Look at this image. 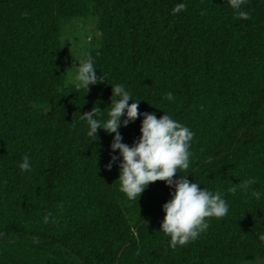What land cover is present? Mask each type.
Listing matches in <instances>:
<instances>
[{"label":"trees","instance_id":"trees-1","mask_svg":"<svg viewBox=\"0 0 264 264\" xmlns=\"http://www.w3.org/2000/svg\"><path fill=\"white\" fill-rule=\"evenodd\" d=\"M180 2L187 9L173 15ZM242 10L248 19L228 0H0V264L264 260V196L251 195L264 193V0ZM90 16L101 34L90 53L105 81L85 94L68 83L62 30ZM116 83L140 112L190 127V167L176 175L229 205L185 246L172 249L160 231L174 189L156 181L129 200L119 160L106 167L114 134L86 135L80 114L97 103L107 113ZM141 120L119 129L124 143L138 139ZM25 154L32 170L21 173ZM48 212L55 223H43Z\"/></svg>","mask_w":264,"mask_h":264},{"label":"clouds","instance_id":"clouds-1","mask_svg":"<svg viewBox=\"0 0 264 264\" xmlns=\"http://www.w3.org/2000/svg\"><path fill=\"white\" fill-rule=\"evenodd\" d=\"M228 2L238 18H249L250 14L242 10L245 0ZM186 9V3H177L172 9V14L178 15ZM77 61L79 63L74 75V87L77 90H84L86 94L91 85L105 81L102 74L97 75L91 53ZM111 86V102L107 113H104L105 108L101 110L97 103L91 111L80 114L81 120L86 122V135L91 141H96L98 130L114 134L110 144L113 155L106 167L110 170L119 160L120 190L129 200L137 201L147 186L156 181H163L170 189H174L170 192L171 198L162 206L165 215L160 231L170 237L172 249L185 246L207 232L211 218L226 216L229 205L220 192L201 188L199 183L189 181L186 176L176 175L181 169L190 167V148L195 135L190 127L166 112L159 118L153 112H140V100H134L125 85L116 83ZM165 98L168 101L175 99L172 92L166 93ZM129 101L132 103L129 104ZM138 117H142L140 136L130 146L123 142L119 129L135 122ZM117 151L118 155L115 154ZM18 168L21 173L31 172L32 161L28 154L22 157ZM255 182L253 178H249L244 180L240 187L247 191ZM251 195L260 199L264 193L254 190ZM43 223H55L51 212L43 216ZM259 239L264 241V234L260 235Z\"/></svg>","mask_w":264,"mask_h":264},{"label":"rangeland","instance_id":"rangeland-1","mask_svg":"<svg viewBox=\"0 0 264 264\" xmlns=\"http://www.w3.org/2000/svg\"><path fill=\"white\" fill-rule=\"evenodd\" d=\"M100 36L95 16L63 22L62 41L69 85L75 84L74 75L79 63L77 59L85 58L93 48L97 47ZM246 264H264V260L258 259Z\"/></svg>","mask_w":264,"mask_h":264}]
</instances>
